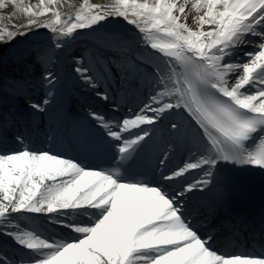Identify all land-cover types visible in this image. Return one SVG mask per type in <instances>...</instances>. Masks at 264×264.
Here are the masks:
<instances>
[{"label":"snow or ice","instance_id":"1","mask_svg":"<svg viewBox=\"0 0 264 264\" xmlns=\"http://www.w3.org/2000/svg\"><path fill=\"white\" fill-rule=\"evenodd\" d=\"M58 3L12 0L27 22L0 29V45L49 30L38 48L16 54L18 63L44 68V96L26 98L29 114L49 111L59 91L53 65L82 35L105 80L124 94L114 99L91 66L75 61L78 77L101 101H113V115L91 111V126L74 130L80 149L101 157L103 166L32 147L22 133L13 138L18 149L0 150V236L18 249L10 254L0 245V264H264V251L215 247L217 236L199 215L200 201L211 194L215 203L232 189L229 166L264 176V0H193L196 28L182 22L188 0H116L106 11L84 0L66 21ZM116 18L136 35L108 29ZM24 82L0 77V87L13 93ZM141 91L146 99L131 103ZM180 148L187 159L169 167ZM15 213L43 215L68 235L25 231Z\"/></svg>","mask_w":264,"mask_h":264},{"label":"bare ground","instance_id":"2","mask_svg":"<svg viewBox=\"0 0 264 264\" xmlns=\"http://www.w3.org/2000/svg\"><path fill=\"white\" fill-rule=\"evenodd\" d=\"M193 0H188V5L186 6V16L182 18V22H186L190 26L196 28L198 27L195 23L194 17L197 15L195 12V9L191 7ZM4 7L0 8V29H3L7 27L9 30L12 29L13 23L21 25L25 24L27 22V15L25 13L20 12L13 4L12 0H3ZM88 4H99L103 7L101 8L102 11L110 10L111 6L116 3V0H87ZM24 5H39V0H23ZM84 5V0H59L58 5L54 7H58L61 15V20L66 21L69 17H75L81 11V6ZM51 17V14L49 13L48 16L40 17L41 20H47ZM54 19V17H52ZM111 22V23H110ZM110 22H107V24H121L123 26L127 25L129 29H133L131 25L126 24L125 21H118L117 18L114 20H110ZM205 29L207 30V26H205ZM23 30V29H21ZM40 35L42 38H48L50 35L49 30L46 28H40L37 33L35 34H29L27 37H17L14 43H16L17 46H24L25 44H30L31 40H34L37 38V36ZM10 44H7V46ZM25 48H21L20 50H14V52L21 51ZM5 49V48H4ZM251 48H249L250 50ZM248 51V49L244 50ZM0 52H2L0 50ZM5 52V51H4ZM10 53V52H9ZM9 53L5 52V55H11ZM243 55V53H241ZM2 67V72L3 66ZM0 72V74L2 73ZM41 96H44V93L41 94ZM14 217H16L15 223L19 225L21 229L26 230L28 227L30 228L31 222L27 220L24 215L20 213L13 214ZM26 219V220H24Z\"/></svg>","mask_w":264,"mask_h":264},{"label":"rangeland","instance_id":"3","mask_svg":"<svg viewBox=\"0 0 264 264\" xmlns=\"http://www.w3.org/2000/svg\"><path fill=\"white\" fill-rule=\"evenodd\" d=\"M85 10H86V6H85ZM80 12V11H79ZM30 42H34L33 40L32 41H30ZM13 44V43H12ZM16 43H14V45H15ZM11 45V44H10ZM10 45H8L7 46V44H4V45H0V50H6V49H9V50H12V51H14L15 49H17L18 48V46H12L11 48L9 47ZM5 48V49H4Z\"/></svg>","mask_w":264,"mask_h":264}]
</instances>
